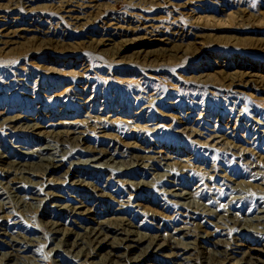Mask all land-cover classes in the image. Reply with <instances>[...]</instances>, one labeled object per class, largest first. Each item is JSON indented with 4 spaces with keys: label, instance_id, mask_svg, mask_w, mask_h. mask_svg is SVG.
I'll return each mask as SVG.
<instances>
[{
    "label": "rangeland",
    "instance_id": "obj_1",
    "mask_svg": "<svg viewBox=\"0 0 264 264\" xmlns=\"http://www.w3.org/2000/svg\"><path fill=\"white\" fill-rule=\"evenodd\" d=\"M4 27L10 32L0 43L2 94L53 88L52 82L59 76L45 72L43 67L51 61L62 65L65 57H72L74 85L93 90L96 98L89 104L92 107L76 112L71 99L65 97L62 102L53 96L64 89L61 84L49 88L45 104L31 108L24 104L23 112L6 110L2 118L22 116V122L38 123V131L52 127L70 131L76 125L77 130L90 131L94 127L96 135L87 133L84 146L104 142L125 149L126 155L153 151L151 156L159 166L121 179L149 180L150 173L170 174V178L161 177V183L148 190L114 184L115 199H128V204L122 205L126 215L144 223L151 233L154 226L170 232L171 227L182 225L177 213L183 201L174 203L159 192L173 179L180 193L191 195L185 201L194 206L190 210L203 213L199 215H206L212 224L205 229L186 225L193 233L207 237L223 226L232 238L242 231L228 216L249 219L255 213L250 210L264 201V191L253 190L264 189V132H259L264 127L254 125L258 131H250L251 120L264 117V102L259 101L264 97V0H0V29ZM174 52L180 53L173 59L169 54ZM123 69L128 71L119 81L113 73ZM65 78L68 76L61 79ZM167 95L179 96L167 100ZM58 122L63 123L53 125ZM191 129L202 132L199 139L215 132L217 137L234 139L248 148L245 158L237 157L238 152L233 154L224 145L217 148L218 152L208 149L203 153ZM102 131L106 137H101ZM16 136L30 146L37 141L25 133ZM218 141L223 142L220 137ZM63 145L68 152L76 151L71 141ZM129 146H144V152ZM163 163H169L166 170ZM125 165L117 164L119 168ZM211 171L235 179L244 188L238 187V192L218 189L221 180L213 178ZM134 193L142 196L139 201L143 208L138 211L130 204L137 201ZM17 212L26 232L41 239L47 235L43 226L47 215L34 218L30 211ZM9 214L17 216L16 212ZM255 235L250 230L240 239L250 247L257 242ZM206 242L203 246L210 248ZM44 247L43 263L52 264L50 258L56 255L47 252L51 246ZM145 260L171 264L161 256Z\"/></svg>",
    "mask_w": 264,
    "mask_h": 264
},
{
    "label": "bare ground",
    "instance_id": "obj_2",
    "mask_svg": "<svg viewBox=\"0 0 264 264\" xmlns=\"http://www.w3.org/2000/svg\"><path fill=\"white\" fill-rule=\"evenodd\" d=\"M228 17L233 18L231 15ZM9 32L10 30L6 27L0 29V43L3 42V37H8ZM105 40L109 41V39ZM124 49L127 47L125 46ZM176 53L180 52L169 55L174 59ZM71 58L69 57L70 60ZM69 59L65 57L62 65H59L57 61H51L43 67V70L59 76L52 82L53 88L51 86L49 88L55 89L64 84V89L53 94L54 97L60 100L65 97L71 99L72 104L75 105L74 111L85 110L87 107H92L89 104L95 102L96 93L74 85L75 80L71 78L75 77L76 71ZM127 71L126 69L116 70L113 74H116L117 80L121 81L122 77H126L123 74ZM65 76L68 78L61 79ZM2 78L3 76H0V264H44L43 254H41L43 245L51 246L47 252L50 255H56L55 259L50 258L52 264H150L145 262V259L148 257L156 259L160 256L171 261V264H264V201L250 210L255 213L249 219L241 221L235 216H228L231 222L235 226H240L242 230L235 232L233 234L235 237L231 238L230 231L223 226L217 229L218 232H209V235L206 234L207 237H202L193 233L186 225L205 229L212 224L206 215H199L203 213L190 210L194 206L188 202L185 203L191 198L189 193H180L178 183H175L174 179L167 180L165 182L168 188H163L159 192L171 198L170 200H174L172 201L174 203L183 201L179 203L177 213L182 225L171 227L170 232H164L160 227L154 226L151 230L155 231L151 233L143 226L144 223L132 221L126 215L122 205L125 202L128 204V199L120 197L117 198L118 200L115 199L114 184L116 182L130 189L148 190L150 187H156L158 182L161 183V177L170 178V174L150 173L152 177L149 180L121 179L134 177L133 174L141 175L148 171L150 166H159L154 162L157 161L156 158L151 156L153 151L146 150L147 154L143 155L136 153L126 155L125 149L121 150L116 145L106 146L104 142L84 146L85 139L89 138L87 133L96 135L94 127L89 129L90 131L77 130L78 125L70 131L55 130L53 127L49 131H38L41 128L38 123L22 122V116L2 118L6 110L20 111L22 109L21 112H23L24 108L21 105L24 104L30 108L36 104H45L50 96L48 93L51 92L48 88L46 91L39 90V92H30L26 89L21 93L13 90L10 91L11 93L2 94L1 85L4 82ZM67 79L69 82L65 83ZM252 94L251 91L250 95ZM177 96L179 95L175 97ZM164 98L174 99L173 95H167ZM259 101L264 102V97ZM2 102H5L4 108H2ZM138 118H142V115ZM251 121L253 122L251 132L258 131L254 130V125L258 128L264 127V117L259 121L255 119ZM62 123L53 125L61 126ZM102 132H99L102 134L101 137L103 135L106 137L105 132ZM18 133L34 136L37 141L30 146L31 143H25L16 136ZM191 133L197 137L195 141L203 148V153H206L208 149L218 152L217 148L222 145L233 154L238 152L237 157H244L245 150H248L246 146L223 135H219L223 141L220 143L217 132L206 135L203 139H199L202 137V132L198 129H191ZM257 137L260 138L259 135ZM67 141L73 142L75 152L67 151L66 145H63ZM7 142L10 144L8 145ZM143 147L136 149L129 146L134 151L140 152H144ZM239 148L241 150L238 151ZM125 163L127 165L123 168L117 166V164ZM163 164L166 170L169 163ZM257 165H253V168ZM217 169L219 171V167ZM212 173L213 178L215 176L221 180L218 189L238 192V187L244 188L243 184L235 182L233 178L220 175L216 171ZM253 190L264 191L261 187H255ZM135 194L133 197H136L137 201H131L130 204L135 211H138L143 208L139 201L142 196ZM113 203L118 206H113ZM111 205L114 209L110 211ZM18 209L32 212L34 218H39L40 215L49 217L43 222L48 232L43 239L38 234H31L23 229L18 221ZM11 212H16L17 216L9 214ZM36 222L41 224L39 220ZM250 230L256 233L255 236L258 239L255 244L247 247L240 236ZM204 240L208 242L210 248L203 246Z\"/></svg>",
    "mask_w": 264,
    "mask_h": 264
}]
</instances>
